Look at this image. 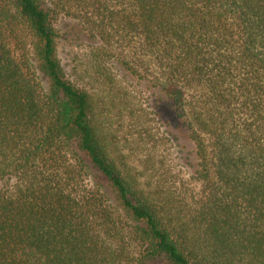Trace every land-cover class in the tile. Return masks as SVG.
<instances>
[{
    "label": "trees",
    "instance_id": "16d2710c",
    "mask_svg": "<svg viewBox=\"0 0 264 264\" xmlns=\"http://www.w3.org/2000/svg\"><path fill=\"white\" fill-rule=\"evenodd\" d=\"M123 83L187 139L189 176L118 150ZM0 264H264V0H0Z\"/></svg>",
    "mask_w": 264,
    "mask_h": 264
},
{
    "label": "rangeland",
    "instance_id": "374dc122",
    "mask_svg": "<svg viewBox=\"0 0 264 264\" xmlns=\"http://www.w3.org/2000/svg\"><path fill=\"white\" fill-rule=\"evenodd\" d=\"M59 28L62 35L57 43V55L63 65L65 75L73 79L79 74L86 83L89 81L90 72L80 71L86 61L87 43L71 37L70 32L73 33V29H70L69 26L66 27L65 22L60 23ZM74 67L78 72H74ZM86 84L89 85V83ZM122 86L129 92L130 104L122 109L120 116L117 115V109L113 107H110L104 116V121L109 124L108 132L112 134L111 139L116 142L118 150L126 154L129 164L139 169L144 163L143 170L145 167L152 166L153 170L157 168L165 176L175 179H184L189 176L192 155L187 139L173 123L167 125L166 121L156 115V111L159 110L154 108L147 93L135 94V89L133 90L132 86L126 83H123ZM117 102L115 100L114 104ZM130 108L132 113H129ZM144 173V178L150 176V172L144 170ZM104 183L106 182L104 181Z\"/></svg>",
    "mask_w": 264,
    "mask_h": 264
}]
</instances>
